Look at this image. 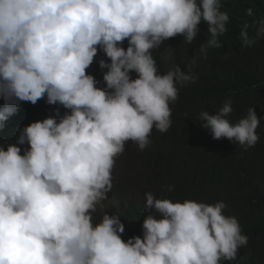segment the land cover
Listing matches in <instances>:
<instances>
[{"label": "clouds", "instance_id": "1", "mask_svg": "<svg viewBox=\"0 0 264 264\" xmlns=\"http://www.w3.org/2000/svg\"><path fill=\"white\" fill-rule=\"evenodd\" d=\"M255 1L0 0V131L21 103L44 99L53 114L0 146V264L237 261L248 237L224 215L223 201L173 202L146 192L142 238L126 241L118 215L102 212L94 223L93 214L104 208L125 154L143 152L153 130L171 127L187 82L195 81L192 69L222 46L230 22L242 28V46L255 43L248 32ZM254 30L264 37V21ZM163 45L195 47L187 71L169 56V71L160 70ZM98 51L102 81L86 72ZM232 111L230 100L214 114L202 111L201 127L247 151L259 140L260 119L249 108L232 124Z\"/></svg>", "mask_w": 264, "mask_h": 264}, {"label": "trees", "instance_id": "2", "mask_svg": "<svg viewBox=\"0 0 264 264\" xmlns=\"http://www.w3.org/2000/svg\"><path fill=\"white\" fill-rule=\"evenodd\" d=\"M251 7L255 17L248 32L255 43L250 47L242 46L237 39L242 28L230 22L229 34L219 38L222 46L209 49L207 59L199 60L192 69L195 81L187 82L183 102L174 108L168 131L153 130L151 143L143 152L125 154L113 177L108 199L103 202L104 208L98 207L93 214L94 223L100 221L102 212L118 215L125 226L122 239L126 241L135 236L142 238V223L147 215L146 192L173 202L188 199L214 204L223 201L226 204L224 215L238 220L248 244L238 249L237 261H221L220 264H264V86L260 85L264 84V37L254 30L264 21V0H256ZM127 46L125 41V50ZM159 48L156 57L163 72L169 71L171 64L167 56L176 67L187 71L185 65L196 53L195 47L189 45L185 50L170 51L165 45ZM103 58L104 54L98 51L94 63L86 70L97 81H102V71L95 61ZM130 75L136 78L135 73ZM229 100L233 109L227 117L230 123L244 118L249 108H254L260 119L256 129L259 140L247 151L227 139L214 140L201 127L202 111L214 114ZM44 102L41 99L35 105L21 103L9 117L7 128L0 131V146L6 148L9 143L15 144L20 129L53 116ZM53 107L56 110L59 106ZM64 112L61 107V116ZM21 147L23 154L27 145ZM169 185L174 186L173 191L167 190Z\"/></svg>", "mask_w": 264, "mask_h": 264}]
</instances>
